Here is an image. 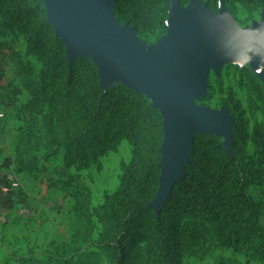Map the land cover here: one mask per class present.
Here are the masks:
<instances>
[{
  "label": "trees",
  "instance_id": "trees-1",
  "mask_svg": "<svg viewBox=\"0 0 264 264\" xmlns=\"http://www.w3.org/2000/svg\"><path fill=\"white\" fill-rule=\"evenodd\" d=\"M188 0H179L182 5ZM216 12L224 0H198ZM249 11L264 0H242ZM236 2H239L236 0ZM127 0H119L114 14L119 24L128 21ZM0 22L22 34L28 52L41 63L42 81L16 49L0 40L2 64L15 69L29 99L19 106L13 149V171L60 191L71 200L75 227L68 240H51L36 264H73L99 226L95 251L85 264H183L184 256L207 257L213 238L205 223L214 225L218 241L255 264H264V205L251 192L264 170V137L260 157L243 156L233 161L221 141L196 135L192 163L186 178L172 190L157 213L144 206L155 196L163 139L161 117L150 100L132 89L116 85L103 93L97 69L86 58H65V48L46 23V9L39 0H0ZM131 23L135 24L134 21ZM137 34L142 31L137 25ZM254 112L264 124V92L245 68L239 70ZM15 89L14 94H20ZM124 138L131 147L117 190L92 207L91 192L80 177L98 163L115 141ZM57 160L58 165H50ZM194 216L197 221L174 236L171 221ZM217 264H240L220 259Z\"/></svg>",
  "mask_w": 264,
  "mask_h": 264
},
{
  "label": "rangeland",
  "instance_id": "rangeland-1",
  "mask_svg": "<svg viewBox=\"0 0 264 264\" xmlns=\"http://www.w3.org/2000/svg\"><path fill=\"white\" fill-rule=\"evenodd\" d=\"M174 1L181 9L187 8L191 2V0H188L181 5L179 0H127L126 15L129 20L123 24L118 23V19L114 14V9L117 7L119 0L114 1L111 13L119 27L126 26L134 31L139 46L148 54L167 34L169 6ZM224 1L225 3L219 2L216 12L209 10L239 31L258 29L264 32V6L255 11H249L251 6L244 4L242 0H238L239 2H236V0ZM40 2L42 3V1ZM200 6L203 5L200 4ZM131 21H134L135 24ZM47 24L56 36L53 25ZM135 25L142 28L140 34H137ZM0 40L9 43L16 49L22 60L32 68L34 78L41 82V63L28 52L22 34L15 30H7L0 22ZM76 57L89 59L93 63L92 55ZM230 60H235V63L229 62ZM243 68L247 69L260 82L264 92V75L258 74L249 64L245 65L237 58H230L222 60L217 70H209L205 94L193 101L197 107H203L210 112L219 114L226 126V130H219L214 133L195 132L193 139L196 135L219 139L226 156L233 161H238L243 156L260 157L262 152L260 140L264 137L262 117L251 108L243 87V79L239 73V70ZM115 86H109L108 90ZM17 88L21 89V92L15 95L14 91ZM105 92L103 91V93ZM144 96L152 104V95L144 94ZM28 99V94L22 89L16 77L14 67L8 62H4L0 76V164L2 166L1 171H3L0 174V196L5 199L3 200L5 201L4 209H10L11 212L7 215L2 211L0 212V264H36L37 261L42 259L41 255L48 242L53 239L65 242L75 227L71 211L72 202L62 192L50 191L44 185L29 177L27 179L30 184L24 179L17 180L10 171V164L13 162L14 157V139L17 129L22 126V122L17 119L20 115L19 106ZM162 134L163 139L159 150L160 160L158 163L159 177V164L163 156L162 145L165 137L163 126ZM193 151L192 140L190 149L186 152V162L182 164L181 178L173 188L186 178L185 167L191 165ZM130 159V145L124 138H118L115 141L113 150L108 151L89 170L80 173L82 181L91 192L92 207L102 204L105 196L111 195L117 190L122 170L130 162ZM50 165L56 166L58 161L51 160ZM260 173L261 175L255 180L251 192L264 205V170H260ZM159 177L155 196L144 206L146 209H153L155 214L161 204L160 200H156ZM172 190L167 196V200L171 197ZM260 220L264 223V216ZM195 221L197 219L194 216L184 217L181 221L173 219L171 225L174 236L177 237L185 225ZM8 225L11 227L6 232L5 228ZM205 226L213 238L211 251L203 260L184 256L183 264H217L220 259L236 260L240 264H255L234 253L230 247L221 244L216 237L213 224L205 223ZM98 231L99 226H97L96 233ZM96 233L85 244L80 253L76 255L73 264L88 263L89 260L85 256L95 251L93 244L97 240ZM101 264L108 263L104 259Z\"/></svg>",
  "mask_w": 264,
  "mask_h": 264
},
{
  "label": "water",
  "instance_id": "water-1",
  "mask_svg": "<svg viewBox=\"0 0 264 264\" xmlns=\"http://www.w3.org/2000/svg\"><path fill=\"white\" fill-rule=\"evenodd\" d=\"M40 1L47 23L64 45L66 59L92 55L104 92L111 85H123L140 95H152L165 135L156 198L161 206L181 178L193 134L226 130L219 114L193 102L205 94L209 70H217L222 60L237 58L241 49H254L262 41L257 55L249 53L248 64L264 75V32L239 31L197 0L185 9L174 1L166 36L147 54L134 31L114 20L115 0Z\"/></svg>",
  "mask_w": 264,
  "mask_h": 264
},
{
  "label": "clouds",
  "instance_id": "clouds-1",
  "mask_svg": "<svg viewBox=\"0 0 264 264\" xmlns=\"http://www.w3.org/2000/svg\"><path fill=\"white\" fill-rule=\"evenodd\" d=\"M261 43H258L257 46L254 49H247V50H240L237 59L240 60L243 64H248L251 62L252 60V55H249L250 52L253 53V55H257L258 54V50L261 47ZM229 62L231 63H235V60H230Z\"/></svg>",
  "mask_w": 264,
  "mask_h": 264
},
{
  "label": "crops",
  "instance_id": "crops-1",
  "mask_svg": "<svg viewBox=\"0 0 264 264\" xmlns=\"http://www.w3.org/2000/svg\"><path fill=\"white\" fill-rule=\"evenodd\" d=\"M2 170V166H1V164H0V174H2V172L3 171H1ZM10 171H11V173H13L14 174V176H15V179H17V180H26L27 181V183L28 184H30L29 183V181H28V177H26V176H24V175H21V174H16V173H14V171H13V162H11V164H10ZM22 178V179H21ZM50 191H52V190H50ZM1 195V194H0ZM3 200H5V199H3V197H1L0 196V212L2 211L3 213H5L6 215L7 214H10V209H8V210H5L4 208H5V201H3ZM11 226L10 225H8V226H6V228H5V230H6V232H7V230L10 228ZM69 238V237H68ZM68 238H67V240H68Z\"/></svg>",
  "mask_w": 264,
  "mask_h": 264
}]
</instances>
